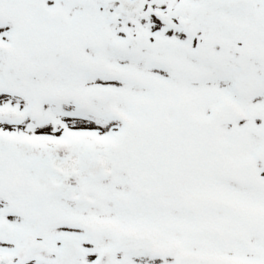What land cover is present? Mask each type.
Returning a JSON list of instances; mask_svg holds the SVG:
<instances>
[{"label": "snow or ice", "instance_id": "obj_1", "mask_svg": "<svg viewBox=\"0 0 264 264\" xmlns=\"http://www.w3.org/2000/svg\"><path fill=\"white\" fill-rule=\"evenodd\" d=\"M0 264H264V0H0Z\"/></svg>", "mask_w": 264, "mask_h": 264}]
</instances>
